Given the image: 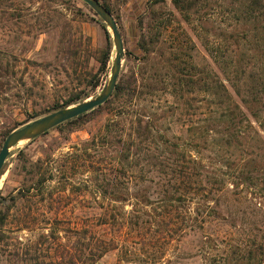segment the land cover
Returning <instances> with one entry per match:
<instances>
[{"label":"rangeland","instance_id":"rangeland-1","mask_svg":"<svg viewBox=\"0 0 264 264\" xmlns=\"http://www.w3.org/2000/svg\"><path fill=\"white\" fill-rule=\"evenodd\" d=\"M105 1L125 47L119 79L134 72L143 89L155 71L152 60L162 67L160 49L168 54L179 46L189 67L225 78L205 40L221 42L234 68L243 58L247 74L264 65V21L238 20L239 2L209 0L190 21L171 0L159 2L153 10L160 17L144 32L167 26L151 61H143L138 19L155 0ZM107 31L115 55L110 28L84 0H0V149L7 132L55 111L72 91L90 90ZM110 72L89 97L100 93ZM234 80L225 79L244 122L232 129L237 136L228 150L191 132L205 110L194 114L170 88L133 107L146 112L142 128L153 133L136 139L132 166L121 162L118 137L134 131L135 115H121L116 100L15 146L0 177V264H239L233 259L264 247V91L260 102L245 104ZM193 95L196 106L205 92ZM162 142L199 161L203 190L191 174L195 169L178 178L165 165ZM238 143L249 152L257 147L247 153Z\"/></svg>","mask_w":264,"mask_h":264},{"label":"trees","instance_id":"trees-1","mask_svg":"<svg viewBox=\"0 0 264 264\" xmlns=\"http://www.w3.org/2000/svg\"><path fill=\"white\" fill-rule=\"evenodd\" d=\"M100 1L109 10H111V7L107 1ZM161 1L164 0H155L153 3H151L148 6V11H146V13L141 15L138 19L141 30L138 40V48L145 54V57L142 58V60L148 58L151 61L153 58L152 52L155 50V47L159 45L158 40L160 31L167 26V24H159V32H153L150 34V36L147 31L144 32V29L152 28L153 23L159 19V13L153 9L156 8L157 4ZM207 1L209 0H171L172 4L178 9V11L183 14L186 21H190L192 15L200 13L202 4ZM235 2H239L238 10L240 11L239 17H237L238 20L242 19L245 21H252L253 23H261L260 20L264 21V0H234V3ZM204 44L210 53L215 57L219 65L221 63V68L223 69L222 72L224 73L225 78L208 69L196 68L195 65L194 67H189L182 58V55H186V52L184 53V51H182V47L179 46L174 47V49L168 52V54H165L166 52L160 49L159 62L162 63V67H156L158 62L156 63L155 60H152V62L155 64H152V68L155 71L148 75V82L145 85L146 88L144 86V89L140 87L141 85H139V78L134 72L126 77L122 76L118 80L114 93L108 100H116V102L119 104V112L121 115H123V113L126 115H132L133 113L135 115V117L131 120V125L134 126V131L132 130L130 133H128V137L126 138L123 136V132H120L118 137V142L123 146L121 149L120 158L124 165L132 166V164L129 163V160L132 157V150L136 139L139 136L142 137L146 134L148 135V133H153V129L148 125L144 126L146 128H142L146 122L145 116L147 114L146 112H135L137 109L133 108L134 105L143 97L155 94L157 91H160L163 88H170L172 90V94L176 97V100L181 101L185 106H187L188 110L194 107V114H198L202 110H205L204 112L202 111L205 114V117H202L201 123L189 127L191 132L198 130L197 132H199L200 138L205 140L206 143L212 148L217 147L221 148V150H228L232 145H234L233 139H235L237 135L233 133L232 129L243 124L244 113L240 109V106L235 100L234 94L229 89L225 79L231 81V76L235 75L236 80L233 81V84L236 87L237 95L241 96V100H243L245 104L250 102H260V93L261 91H264V65L259 67L257 70L250 71V73L247 74L246 69L242 67L243 58H239V61L237 62L239 63V67L234 68L235 62L232 63V61L228 59V51L227 49L223 48L221 42L218 41L216 43H209V41L205 40ZM113 55V44L107 31V42L103 47L99 57L97 58L99 63L98 72L91 76V79L88 80V86L91 87L90 90L79 89L72 91L71 95L64 101L57 102L54 105L53 110L66 107L88 98L92 94L91 92L102 84V76L109 74L112 66L111 58ZM144 67H146V65L143 66L141 70H144ZM143 73L144 71L142 74ZM241 80H244V87L239 83ZM246 80H249V82ZM196 92H205V95L202 97V99H200L199 102L201 103H198L197 105L195 104L196 106H194L193 94ZM204 107L207 108L203 109ZM129 108H132V110ZM49 109L52 110V106L49 107ZM85 115L86 113L68 120L56 126V128L67 124H73ZM114 125L115 123H112L111 121L110 123L106 124L108 137L113 135ZM211 131H215L216 133L212 135V138H208ZM7 133L5 136H7ZM153 137L155 138V134ZM158 141L161 142L160 139ZM239 145L240 143H238L237 146ZM161 146H163V150L168 154V158L172 160L169 162L167 158V163L165 165L172 166L174 175L178 178L180 175L184 177L187 176L185 174L187 173V169L189 167L195 169L196 171L191 172V174H193V177L195 176L194 181L203 190V172L200 168L199 161L194 157L187 158L184 152L178 151L176 147L172 148L171 145H168L166 142H162ZM239 147H241L247 153H252L255 152L254 150H256L257 146L256 144L253 145L255 149L250 152L242 145ZM174 154H176L175 158ZM31 164L32 166L36 165L34 162ZM3 170L2 173L4 172ZM41 182L42 177L38 179L37 183L39 184ZM211 210H213L212 207ZM200 212L203 211L200 210ZM2 217H4V215ZM3 220L4 218L1 219V222H3ZM255 247L250 248L243 255L238 256L233 260L239 264H263L264 247L262 244L257 245L256 248L258 249Z\"/></svg>","mask_w":264,"mask_h":264},{"label":"water","instance_id":"water-1","mask_svg":"<svg viewBox=\"0 0 264 264\" xmlns=\"http://www.w3.org/2000/svg\"><path fill=\"white\" fill-rule=\"evenodd\" d=\"M84 1L88 3V5H90V7L102 18L112 32L116 52L113 57L110 76L102 87L100 93L95 97H88L83 101L62 107L13 129L7 135L0 149V177L2 175L4 164L15 146L23 141L32 140L68 120L89 112L105 103L114 93L125 55L122 35L118 29L112 11L109 10L100 0Z\"/></svg>","mask_w":264,"mask_h":264}]
</instances>
